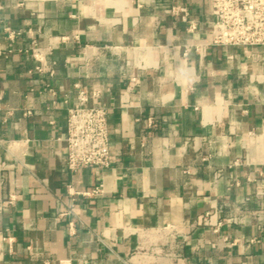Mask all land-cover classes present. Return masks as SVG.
I'll return each instance as SVG.
<instances>
[{
	"label": "crops",
	"instance_id": "crops-1",
	"mask_svg": "<svg viewBox=\"0 0 264 264\" xmlns=\"http://www.w3.org/2000/svg\"><path fill=\"white\" fill-rule=\"evenodd\" d=\"M212 22L210 0H0V264H264V47H214ZM75 85L105 89L107 169L63 164ZM67 185L103 195L59 218Z\"/></svg>",
	"mask_w": 264,
	"mask_h": 264
},
{
	"label": "built area",
	"instance_id": "built-area-1",
	"mask_svg": "<svg viewBox=\"0 0 264 264\" xmlns=\"http://www.w3.org/2000/svg\"><path fill=\"white\" fill-rule=\"evenodd\" d=\"M172 15L180 16L183 22L190 23L187 7H173ZM210 13L213 22L210 29V44L214 47L249 48L264 47V0H210ZM191 29L193 27L191 26ZM10 40L16 35L6 31ZM189 50L187 49L185 55ZM30 55L35 61L34 73L52 76L53 64H48L45 51L34 45ZM76 101L67 109L66 136L63 139V164L69 172L82 169H107L110 166V133L107 122L108 107L103 102L105 89L99 85L82 88L75 85ZM30 114L29 111L25 112ZM153 118L146 119L151 128ZM237 185V183H235ZM70 205H63L59 218L73 215L72 205L78 198H97L103 195V186L98 185L86 191H77L71 185L66 186ZM14 197L2 203L12 204ZM73 222H69V231H73ZM220 224L214 232L218 231ZM10 241V239H8ZM215 248L216 244L211 243ZM47 264V263H45ZM57 264H72L70 260H59Z\"/></svg>",
	"mask_w": 264,
	"mask_h": 264
}]
</instances>
